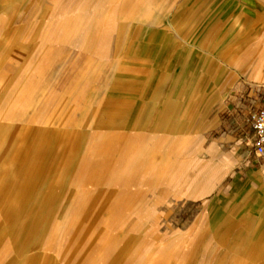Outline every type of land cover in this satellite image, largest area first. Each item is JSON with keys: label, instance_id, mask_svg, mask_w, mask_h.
Here are the masks:
<instances>
[{"label": "rangeland", "instance_id": "1", "mask_svg": "<svg viewBox=\"0 0 264 264\" xmlns=\"http://www.w3.org/2000/svg\"><path fill=\"white\" fill-rule=\"evenodd\" d=\"M178 1L0 0V264H264V169L210 165L264 162L210 63L264 7Z\"/></svg>", "mask_w": 264, "mask_h": 264}, {"label": "crops", "instance_id": "2", "mask_svg": "<svg viewBox=\"0 0 264 264\" xmlns=\"http://www.w3.org/2000/svg\"><path fill=\"white\" fill-rule=\"evenodd\" d=\"M180 1L181 0H179L176 3V5L186 4V1L185 2H180ZM196 2L197 1L194 0L193 6L200 5V0H198L197 4ZM232 4L237 6L238 5L245 6L247 8H251V6L254 5L264 7V0H230L228 6ZM242 16L243 15H241V17ZM246 33L247 31L244 30L243 27L235 30V33H233V27H231L230 30H228L225 33L223 38L224 40L225 38L228 39L225 42V46L222 51V56H220L219 61L210 62L211 68L220 71L222 70L230 71V70H246L251 67H255V68L258 67L257 69H260V71L256 74L257 80L256 82H252L250 84L263 85L264 84V43L256 42L255 44H253L251 49L252 51L248 50L249 49L248 47L246 49H243L246 43V41L243 39L248 37ZM233 38L237 40L233 41ZM222 74H223L222 80L219 82L217 86L214 85V88L211 91L210 99L213 100V104L223 102L225 98H227V96L229 97L234 92L235 87L243 86L241 83L239 84L236 82L230 84H223L225 83V81L231 79L233 75L231 73L229 74L228 72ZM225 107H228V105H226L225 103L224 105L220 104L219 109L217 108L216 113L222 112ZM215 118L214 120H216ZM235 135L236 133L233 134V136H231V140L233 144L231 145L230 153H228L227 157L221 162L210 163V165L214 164L215 166L219 165V167H223L227 162H230L231 164L237 163L236 165L241 166L245 169L246 171L245 173L251 175H253V173L256 174L260 170L264 169V162L262 164L260 163L259 166H257L255 164H252L251 160L248 158L247 155L237 154V151L239 150V145L236 142V140H233L235 139ZM209 148H212V146H209Z\"/></svg>", "mask_w": 264, "mask_h": 264}, {"label": "built area", "instance_id": "3", "mask_svg": "<svg viewBox=\"0 0 264 264\" xmlns=\"http://www.w3.org/2000/svg\"><path fill=\"white\" fill-rule=\"evenodd\" d=\"M247 123L252 132L250 146L253 153L264 155V99L256 110L249 112Z\"/></svg>", "mask_w": 264, "mask_h": 264}]
</instances>
